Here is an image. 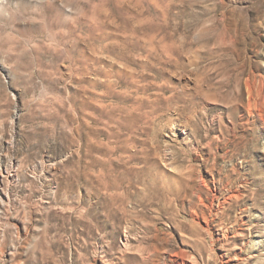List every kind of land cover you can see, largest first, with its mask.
Wrapping results in <instances>:
<instances>
[{
    "label": "rangeland",
    "instance_id": "obj_1",
    "mask_svg": "<svg viewBox=\"0 0 264 264\" xmlns=\"http://www.w3.org/2000/svg\"><path fill=\"white\" fill-rule=\"evenodd\" d=\"M183 261L264 264V0H0V264Z\"/></svg>",
    "mask_w": 264,
    "mask_h": 264
},
{
    "label": "bare ground",
    "instance_id": "obj_2",
    "mask_svg": "<svg viewBox=\"0 0 264 264\" xmlns=\"http://www.w3.org/2000/svg\"><path fill=\"white\" fill-rule=\"evenodd\" d=\"M167 14V13H166ZM200 26V25H199ZM200 32H202V31H200ZM200 34V33H199ZM203 34V33H202ZM167 37V36H166ZM168 38H170L169 40H171V37H168ZM167 38V39H168ZM174 39V38H173ZM184 39V38H183ZM167 41V40H166ZM167 43V42H166ZM172 43V42H171ZM186 43V42H185ZM175 44V43H174ZM182 45H183V42H182ZM149 46V45H148ZM162 47V46H161ZM182 47H185V49H187L188 50V52H190V48L191 47H189V46H181V48ZM177 48V49H176ZM181 48H179V45L176 47V46H173V45H166V46H164L163 48H162V50H161V52H162V59H164L165 57H166V59H171V58H173L172 56L174 55V53H176V52H179L180 50L182 51L183 49H181ZM175 50H176V52H175ZM197 50H199V49H197ZM195 51V52H197L198 53V51ZM184 51V50H183ZM182 51V52H183ZM193 51V52H194ZM144 52L145 53H147L148 54V56L149 57H152V56H154V55H157V56H159V57H161L160 55H158V54H160L158 51H157V49L155 48V47H153V46H151L150 45V47L148 48H145V50H144ZM188 52H186V53H188ZM196 54V53H195ZM195 54H194V56H195ZM183 55V54H182ZM189 56V55H188ZM191 56V55H190ZM190 56L188 57V58H186V60H187V62L189 63V64H193L194 65V63H196V62H193L192 60H191V58H190ZM191 57H193V56H191ZM93 59V58H92ZM165 59V60H166ZM182 59V58H181ZM178 60V59H177ZM178 62H179V60H178ZM163 63V62H162ZM189 64L187 65V63L186 64H183L182 65V63L180 64V66L179 67H177V68H180L179 70L180 71H182V72H189L188 70L189 69H191V68H189L188 69V66H189ZM166 69V68H165ZM194 70V69H193ZM191 72V71H190ZM194 72V71H193ZM195 72H196V70H195ZM192 73V72H191ZM199 74H200V72H199ZM196 75V74H195ZM202 81V80H201ZM168 83V82H167ZM248 83V82H247ZM250 86V84H247V86ZM248 86V87H249ZM253 86V85H252ZM250 87L251 88V90L253 91L254 90V87ZM254 92V91H253ZM252 100V99H251ZM252 108V107H251ZM208 147H211V142H209L208 143V145H207ZM211 149V148H210ZM171 150V149H170ZM164 159H165V163L166 164H170L171 163V161H172V159H173V155H172V152H170V151H166V153H165V156H164ZM171 167H173L172 165H171ZM176 175V174H175ZM176 177V176H175ZM178 177V176H177ZM193 179H192V177L190 176V174H187V175H182L180 178L178 177L177 179H176V182H177V184H180V187H179V190H180V188H184V189H186V191H187V189L189 190H191V191H193V193H194V195L196 196V199H197V201L199 202V204H201V205H205V201H206V199H205V196L204 195H206L207 194V188H208V182H207V180H206V178H204L202 175L200 176H198V180H197V186H193V185H191L190 184V182H194V180L192 181ZM160 182V181H159ZM193 184V183H192ZM183 189V190H184ZM183 192H185V191H183ZM190 192V191H189ZM192 193V194H193ZM206 193V194H205ZM233 193V192H232ZM240 193V192H239ZM189 194V193H188ZM187 194V195H188ZM190 195H191V193H190ZM192 196V195H191ZM213 197H211L212 199H211V203H209V204H211V206H212V208H213V206H215L216 207V209H219V210H221L222 209V207L227 203V201H228V199L227 200H224V201H221L220 202V200H219V195H218V193L217 192H214V194L212 195ZM189 197V196H188ZM206 197H207V195H206ZM237 196L236 195H230L228 198H230V199H235ZM208 198V197H207ZM210 198V197H209ZM189 199H190V197H189ZM224 199H226V198H224ZM182 200H184V199H182ZM188 200V199H187ZM187 200H185L186 202H187ZM194 200V199H193ZM209 201V200H208ZM234 201V200H233ZM236 201V200H235ZM193 202V201H192ZM210 202V201H209ZM232 202V201H231ZM230 202V203H231ZM185 203V202H184ZM188 203H191V202H188ZM199 206V205H198ZM201 208H203V207H201ZM211 208V209H212ZM221 208V209H220ZM121 210H124V208L123 209H121ZM109 211V210H108ZM107 211V212H108ZM125 211V210H124ZM206 211V210H205ZM211 211V210H210ZM217 211V210H216ZM222 211V210H221ZM91 212H93V210H91ZM104 212V211H103ZM112 212V211H111ZM201 212V211H200ZM213 212H215V211H213ZM212 212V213H213ZM94 213V212H93ZM113 213V212H112ZM220 213V212H219ZM95 214V213H94ZM93 215V214H92ZM114 215V214H113ZM112 215V216H113ZM204 215V214H203ZM215 215H217V214H215ZM219 216V215H218ZM221 216V215H220ZM97 219H99L98 217H96V220ZM205 219V218H204ZM99 221V220H98ZM97 222V221H96ZM99 222H101V220L99 221ZM210 224V223H209ZM91 225V224H90ZM208 225V224H207ZM209 226V225H208ZM89 228V227H88ZM103 228V227H102ZM98 229V228H97ZM101 229V228H100ZM104 229V228H103ZM113 234L115 233V231H116V229L115 228H113ZM130 230V229H129ZM129 230H128V228L126 227V230L124 231V234H123V237H122V239H121V242H120V250L122 251V253H125V252H127L128 251V248H129V246H130V244H131V235H130V232H129ZM132 231V230H131ZM105 232H106V230H105ZM108 232V231H107ZM103 233V232H102ZM111 233V232H110ZM109 233V234H110ZM108 234V235H109ZM113 234H112V238H113ZM132 234V233H131ZM104 234H102V236H103ZM115 235V234H114ZM107 237V235H104V237L103 238H106ZM102 238V239H103ZM114 239V238H113ZM132 240H134V239H132ZM101 248V247H100ZM130 249V248H129ZM97 251H99L98 249H97ZM103 252H105V251H101L100 252V254L101 253H103ZM182 253H184V252H182ZM122 255V254H121ZM180 255H182V257H183V259H185V257L183 256V254H180ZM106 256V255H105ZM177 257H178V255H177ZM182 259V258H181ZM182 259V260H183ZM147 260V259H146ZM149 260H151V259H149ZM176 260V259H175ZM146 262V261H145ZM105 264H107L108 262H104ZM181 264H188L187 262H181Z\"/></svg>",
    "mask_w": 264,
    "mask_h": 264
}]
</instances>
